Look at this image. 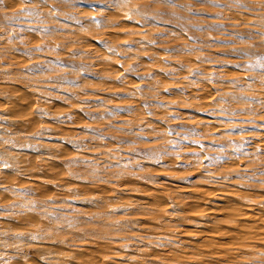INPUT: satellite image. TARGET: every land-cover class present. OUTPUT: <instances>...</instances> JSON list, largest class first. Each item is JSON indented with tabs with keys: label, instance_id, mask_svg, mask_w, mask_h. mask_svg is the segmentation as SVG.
Instances as JSON below:
<instances>
[{
	"label": "rangeland",
	"instance_id": "rangeland-1",
	"mask_svg": "<svg viewBox=\"0 0 264 264\" xmlns=\"http://www.w3.org/2000/svg\"><path fill=\"white\" fill-rule=\"evenodd\" d=\"M0 264H264V0H0Z\"/></svg>",
	"mask_w": 264,
	"mask_h": 264
}]
</instances>
